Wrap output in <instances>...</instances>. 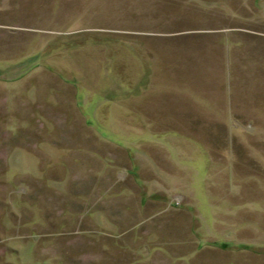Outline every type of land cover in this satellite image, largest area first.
Here are the masks:
<instances>
[{"label": "rangeland", "instance_id": "rangeland-1", "mask_svg": "<svg viewBox=\"0 0 264 264\" xmlns=\"http://www.w3.org/2000/svg\"><path fill=\"white\" fill-rule=\"evenodd\" d=\"M0 264H264V0H0Z\"/></svg>", "mask_w": 264, "mask_h": 264}]
</instances>
